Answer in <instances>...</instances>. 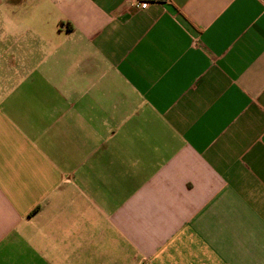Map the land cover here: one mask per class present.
<instances>
[{"label":"crops","instance_id":"1","mask_svg":"<svg viewBox=\"0 0 264 264\" xmlns=\"http://www.w3.org/2000/svg\"><path fill=\"white\" fill-rule=\"evenodd\" d=\"M0 264H264V0H0Z\"/></svg>","mask_w":264,"mask_h":264},{"label":"built area","instance_id":"2","mask_svg":"<svg viewBox=\"0 0 264 264\" xmlns=\"http://www.w3.org/2000/svg\"><path fill=\"white\" fill-rule=\"evenodd\" d=\"M163 0H127V4L135 9H146L151 3Z\"/></svg>","mask_w":264,"mask_h":264}]
</instances>
